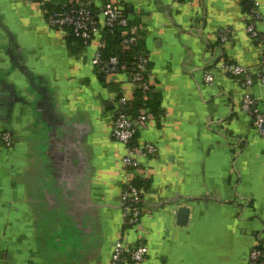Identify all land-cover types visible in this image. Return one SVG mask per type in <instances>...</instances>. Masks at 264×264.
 Instances as JSON below:
<instances>
[{
	"label": "crops",
	"instance_id": "obj_1",
	"mask_svg": "<svg viewBox=\"0 0 264 264\" xmlns=\"http://www.w3.org/2000/svg\"><path fill=\"white\" fill-rule=\"evenodd\" d=\"M87 1L123 5L162 95L163 113L138 139L159 149L143 161L145 264H250L264 248V138L241 108L244 80L260 66L259 42L243 28L257 9L264 38V0ZM105 29L77 53L39 4L0 0V133L14 139L0 143V264H109L123 220L124 148L111 127L119 96L134 91L124 77L96 74ZM227 30L236 36L223 45ZM224 62L249 74L230 77ZM250 91L264 112V86ZM180 208L189 210L183 226Z\"/></svg>",
	"mask_w": 264,
	"mask_h": 264
},
{
	"label": "built area",
	"instance_id": "obj_2",
	"mask_svg": "<svg viewBox=\"0 0 264 264\" xmlns=\"http://www.w3.org/2000/svg\"><path fill=\"white\" fill-rule=\"evenodd\" d=\"M26 1L33 2L32 0ZM177 1L184 2L186 0ZM91 5L90 2L80 3L74 11L53 12L46 21L53 30L62 35H65L66 30L71 28L74 35L83 42L85 49L91 47L100 33L102 24L111 30L117 27L129 28L131 26L126 10L121 3L116 1L107 3L98 15L88 9ZM62 6L65 9L69 7L67 3ZM261 19L262 14L257 9H253L244 19L243 29L245 33L253 41L259 42L260 66L255 76L247 77L244 80L248 92L243 97L241 108L252 119L257 134L264 138V112L250 91L256 85L264 86V38L259 34L256 27ZM137 34L138 30L135 27L125 32L122 35V46L136 44ZM235 36L234 31L227 30L219 36V39L223 45H226L234 41ZM104 47L102 45L96 51L92 65L96 72L103 74L105 81H119L120 78L124 77L134 92L141 91L144 95H147L154 88V76L150 71L151 58L149 55L137 57L133 67L128 71L126 65L121 63L118 57L103 61L102 51ZM221 68L227 75L234 78L249 74L248 69L232 62H224ZM205 82L208 85H213L215 82L211 69L205 73ZM117 101L118 108L113 119L111 132L114 141L124 148L120 159L123 220L121 232L113 241L109 264H145L149 257L148 245L143 242L142 235L144 234L142 233V221L147 213V209L143 205L145 189L137 186L136 182L138 180L146 182L149 179L150 172L144 166L143 161L157 158L159 149L153 142H145L136 146L134 142L142 129L140 122L147 125L155 117L145 115L139 117L138 121L134 120L124 113V107L128 102L127 97L120 96ZM0 143L6 148L12 147L13 136L8 132H1ZM132 232L134 233V241L130 238ZM260 247L261 245L258 244L251 251L250 264H264V249Z\"/></svg>",
	"mask_w": 264,
	"mask_h": 264
},
{
	"label": "trees",
	"instance_id": "obj_3",
	"mask_svg": "<svg viewBox=\"0 0 264 264\" xmlns=\"http://www.w3.org/2000/svg\"><path fill=\"white\" fill-rule=\"evenodd\" d=\"M33 2L40 5L41 10L45 14V18L49 19L53 12L74 11L79 7L78 4L87 3L88 1L64 0L63 3L58 5L57 4L55 5L50 1H44V0H33ZM65 3H67L69 6L67 9L63 8L62 6ZM88 9L95 15L101 13V10L94 7L93 5L88 7ZM126 15L128 16L127 12ZM133 27L134 26L131 24L129 28L117 27L114 30L108 28L105 29L104 40L106 42V46L102 51L103 61H109L113 57H118L121 63L126 65L125 67H127V70L129 71V69L133 67L137 57L147 55L146 53L139 52L138 42H136V44L134 45L122 46V41H123L122 35ZM64 39L66 45L73 51H76L77 53L81 52L85 48L83 42L74 35L73 30L71 28H68L66 30ZM96 74L103 83H107L102 73L96 72ZM113 85L110 84V86ZM161 103H162V95L160 92H156L155 88H152L147 95H144L141 91H136L134 92L132 99H129L127 105L124 107V113L125 115H128L129 117L137 121L139 117L145 115L158 117L163 113V110L161 108ZM140 126L141 128H144L146 124L140 122ZM138 139H139V135L137 136L134 142L135 146L139 144ZM136 184L140 188L142 187L145 189V185H144L145 183H143L141 180H138ZM260 248L264 249L263 247Z\"/></svg>",
	"mask_w": 264,
	"mask_h": 264
},
{
	"label": "water",
	"instance_id": "obj_4",
	"mask_svg": "<svg viewBox=\"0 0 264 264\" xmlns=\"http://www.w3.org/2000/svg\"><path fill=\"white\" fill-rule=\"evenodd\" d=\"M248 8H251V6H248ZM189 217V210L187 208H180L177 218H178V224L183 226L186 225Z\"/></svg>",
	"mask_w": 264,
	"mask_h": 264
}]
</instances>
